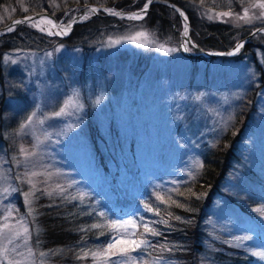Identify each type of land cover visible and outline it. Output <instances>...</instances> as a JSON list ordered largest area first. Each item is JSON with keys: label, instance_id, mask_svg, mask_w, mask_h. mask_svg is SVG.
Masks as SVG:
<instances>
[{"label": "rangeland", "instance_id": "rangeland-1", "mask_svg": "<svg viewBox=\"0 0 264 264\" xmlns=\"http://www.w3.org/2000/svg\"><path fill=\"white\" fill-rule=\"evenodd\" d=\"M9 1L12 4L0 10V28L20 18L14 14L26 10L22 0ZM248 1L246 4L238 3L228 11H212V21L239 34L249 30L252 34L258 28H264V18H255L248 23L234 15H220L231 12L243 17L247 8L248 17H259L264 12L259 7L261 0ZM143 3L114 10L138 11ZM152 7H156L155 4L143 19H117L119 22L111 23L104 36L86 43L92 46L89 52L78 46L61 44L58 34L52 36L53 28L46 29L38 21L27 24V29L49 40L35 43L33 38L34 43H30L29 50L17 49L13 54L5 55L17 63L23 56L22 63L12 64L5 60L3 63L11 64V67L22 66L26 73L25 82L30 84L26 86L32 92L28 89L30 106L21 105L23 115L20 119L15 117L16 124L10 125L13 115L21 113L18 108L0 111L3 113L0 119V264H51L48 252L41 248L40 242L36 243L40 233L37 208L42 200L46 204H55L56 200L61 203L75 201L80 208L90 201L85 205L90 210L99 209L101 205L114 206L113 209L118 206L134 209L143 218V227V223L150 222L148 218L155 216L144 208L145 194L152 192L160 196V192L197 176L202 153L216 144L231 127L250 86L256 85L262 77L264 52L259 49L255 56L258 64H262L261 70L245 59L236 64L232 59L191 62L181 58L177 50L158 51L148 42L155 39L165 48H175L177 40L180 43L184 40L185 24L176 11L168 9L163 13L157 10L161 20H173L171 25L177 34V39L171 43L161 41L156 33L151 35L147 30L146 19L155 15ZM81 8L67 7L63 10L59 6L49 13H42L50 14L55 19V26L72 20ZM185 15L191 27L190 40L197 45L190 19ZM94 20L91 17L85 23ZM138 32L146 35L138 36ZM16 37L23 38V45L30 42L26 32ZM110 39L122 42L113 45L109 43ZM241 40L240 35L236 42ZM250 40L264 47V31L256 33ZM146 43L148 46H143ZM43 47L40 52L36 51ZM187 49L188 53H193L188 45ZM99 62L106 65L99 68ZM1 85L8 91L10 85L6 79L3 78ZM3 91L0 98L5 95L4 101L9 106L17 102V99L7 96L8 92L4 91L3 95ZM97 99H100L99 104ZM257 100L251 120L252 133L239 144L240 159L227 175L221 193L215 196L205 220V260L211 261L209 257H215L218 249L228 255V259L235 258L237 264H264V259L251 254L253 251L264 252V84ZM61 107H65V112L53 118L52 114ZM33 113L32 121L26 122ZM22 123H25L23 129L20 128ZM8 147L10 149L6 150ZM21 148L25 150L23 153ZM26 172L28 176L24 175ZM31 173L37 175L31 176ZM126 176H129L128 188L124 187ZM105 177L120 193L100 186ZM29 178L32 184L27 183ZM132 183L134 190L143 196L139 197L132 191ZM33 184L37 189L52 191L53 195L48 197L36 191L35 195L40 197L38 200L29 197L34 201L32 207L36 214L29 215L23 193L28 192ZM57 184L66 189L63 195L68 196V200L57 195ZM72 196L77 198L73 200ZM122 220L133 223L118 221L120 223L115 225L114 231L121 234V240L139 243V236L151 242L155 240L145 231L144 235H132L138 231V220ZM112 222L105 219L110 226H113ZM26 228L28 233L24 232ZM243 236L251 239L236 247L235 238ZM132 247L130 243H118L105 250L99 261L106 264H145L144 256L150 247L135 251L131 250ZM124 249L128 251L123 253ZM18 251L22 255H18ZM41 252L47 255L41 257ZM79 264H84L83 260L80 259Z\"/></svg>", "mask_w": 264, "mask_h": 264}, {"label": "trees", "instance_id": "trees-1", "mask_svg": "<svg viewBox=\"0 0 264 264\" xmlns=\"http://www.w3.org/2000/svg\"><path fill=\"white\" fill-rule=\"evenodd\" d=\"M145 1L146 0H22L21 3L26 10L22 13L17 12L14 16L24 17L28 14L49 13L54 7L59 8V6L63 10L67 7L81 8L82 6L88 5L107 8H123L129 4ZM167 1L181 7L187 14L194 32L192 36L194 35L196 43L203 50L224 52L234 45L236 39H238L240 35L243 39L244 36L250 33L249 30L243 31V35L239 34L232 28L214 23L212 21L213 19L208 18L209 16L212 17L213 13L216 11H228L236 7L238 3H248V0ZM10 4H12V1L0 0V10L7 8ZM155 6L154 8L152 7V11L155 12V15L146 19L147 30L151 35L152 33H156L161 41L171 43V40L177 39L173 25H171L173 20L171 21L168 18L161 20L157 11L159 10L165 13L168 11V8L160 5ZM212 11L213 13L211 14ZM193 17L195 21L192 20ZM114 22L117 23L119 21L98 19L84 25H78L68 39H58V41H61V44L70 45L75 48L81 47L82 51L89 52L92 50V46L86 43L91 42L90 39L94 41V38L96 39L97 37L100 38L102 35L104 36L105 33L108 32L109 25ZM22 32L29 34L30 42L28 44L23 45L21 43L23 38L16 37L21 35ZM33 38L36 39L35 43L49 40L27 29L26 26H20L11 34L0 38V92L2 93L3 90L6 91L7 89L6 87H1L4 78L10 85L8 91H6L8 92L7 96H12V99H17L16 103L13 102V105L9 106V103L4 101V94L6 92L3 91L4 96L0 98V111L4 112L7 109L15 110V108H18V111L21 112L13 115L14 117L11 118L10 123L11 126L13 122H15L14 119L17 117L20 119L23 115L21 105L23 104V107L25 105L30 106V93L32 90L26 86L29 83L25 82L26 79L24 76H26V73L23 67L18 65L17 67H11V64H5L3 60L5 55H11L13 51L17 49H21L23 52L29 50L30 43H34ZM86 39L88 40L85 41ZM85 45H88L90 48ZM44 48L45 47L33 50L40 52V50ZM175 48L179 54L177 47ZM257 48H259V46L255 45V42L252 41L244 48L241 56L232 59L234 60L233 64L239 63L245 59L250 61L254 68L261 70V66L258 64L255 56V50ZM259 49L264 52V47ZM19 59L17 64L23 62V56H20ZM118 60L121 61V59ZM197 61H199V59L191 60V62ZM212 61L213 60H211V62ZM218 61L226 60L218 59ZM105 65L106 63H98L99 68H103ZM261 76L262 77L256 82V86H250L245 96V102L238 108L231 127L216 144H213L208 150L202 153L201 168L198 175L192 179L186 177L189 180L185 179V181L177 183L165 192H160V200L157 199V194L153 195L152 192H147L145 194L144 202L153 208L151 213L153 212L155 215L152 218H148V220L150 222L161 220L168 221V225L162 223L150 225L158 229L162 235L153 236L155 240L152 243L155 244L156 247H150L146 251L144 256L146 258L145 264H237L235 258L230 257L228 259V255L219 252L216 247L217 254L215 257H209L212 262L205 260V220L209 208L215 200V196L219 192L221 193V187L227 175L233 170L234 164L240 159L239 144L246 140L249 134L252 133V114L258 104V92L264 84V73L261 74ZM28 89L30 90L29 95ZM2 115L3 113H0L1 120ZM3 123L5 122L3 121ZM16 123L17 122L14 124ZM111 177L116 178L117 176ZM126 177L127 178L124 180V187L128 188L129 176ZM104 181L111 191L116 188L111 185L108 177H105ZM134 187L135 185L132 183V191L139 196H143L142 193L134 190ZM193 193L196 195H192ZM172 201H176L177 203H172ZM89 203L90 201L83 203L81 205L82 208H80V205L75 201L61 203V201L56 200L55 204H46L44 200L39 201L37 208V221L40 227L39 242L41 248L48 251L51 264H79L80 259L83 260L84 264H106L99 260L100 258L102 259L101 255L103 252L109 249L107 247L108 242L111 240L114 245L115 241L121 240V234L114 231L113 226L105 223V219L108 222L115 221L107 217L108 214L105 212L107 208L103 210L106 215L100 216L98 210L85 208V205ZM177 204H181L183 207H178ZM49 205L53 206L49 207ZM157 208L160 210L159 215L155 214V209ZM168 213H172V216L170 217ZM175 216H180L181 220H175ZM134 219L136 221L138 220L137 226L139 231H136L135 235H141L145 231L144 227H142L143 218L136 214ZM93 224H96L97 227L92 228L91 225ZM113 237H116V240H112ZM140 238L142 239V236H139V239ZM144 238H146V236ZM117 244L118 243H116L114 247ZM160 245H166L170 247L171 250L164 251L160 248ZM93 253H95V255H93Z\"/></svg>", "mask_w": 264, "mask_h": 264}, {"label": "snow or ice", "instance_id": "snow-or-ice-1", "mask_svg": "<svg viewBox=\"0 0 264 264\" xmlns=\"http://www.w3.org/2000/svg\"><path fill=\"white\" fill-rule=\"evenodd\" d=\"M154 2H155V0H147V2H144V3H143V7L140 8L139 11H136V12H130V13L127 14V16H125V14H124L123 12H116V11H114L113 9H107V11H108L110 14H112V15H118V16H120L121 18H127V19H130V20L142 19V18L147 14V10H148L149 6H150L152 3H154ZM170 6H171V7H175L174 5H170ZM259 7H260L261 9H264V0H261V2L259 3ZM90 11L95 12V11H97V10H96V9H91ZM176 11H177V12H180V15H181V16H184V13L181 12L180 9L177 8ZM247 12H248V9L245 8V15H244L243 17H240L238 14H233V13H231V12L221 13L220 15H221V16L234 15L236 19H243V20H245V22H248V23H251V20H252V19H255V18H264V12H261L259 17H248ZM208 18H209V19H212L211 16H209ZM77 19H78V18L73 17V18H72V22H76ZM26 21L30 22V21H31V18H26V20H24V21L18 20V21H15V23H16V24H20V23H25ZM184 21H185V29H184L183 36L185 37V39L183 40V42L181 43L180 46L183 47V48H185V50H188V49H187V45L190 43V40H189L188 37H187V32H188V29H187V23H186V22H187V17H184ZM48 22H49V23H52L51 20H49ZM70 26H71V25H69V27H70ZM12 30H13V28H12V27H9L8 31H12ZM258 31H264V29H258ZM49 34H52V33H49ZM56 34H60V32H57ZM136 35H138V36H144V35H146V33L138 32V33H136ZM254 35H255V33H254ZM121 42H122V41H121L120 39H114V40H113V39H110V40H109V43H110V44H113V45L119 44V43H121ZM134 42H135V41H134ZM137 43H138V42H137ZM148 43H151L154 47L157 48L158 51H163V52H174V51H176L175 48H165L163 44H159L155 39L149 41ZM138 46H140L139 43H138ZM143 46L147 47L148 44L146 43V44H144ZM242 46H243L242 44L237 43L236 46H235L234 51L228 53V55H234L236 52H238V51L241 49ZM4 60H5V62H10V63H12V64L17 63L16 60L11 59L9 56H5V57H4ZM96 103L99 104V103H100V99H97V100H96ZM66 106H67V104L65 105V107H66ZM65 107H61L59 111L54 112V113L52 114L53 118H55V117H60V116L65 112ZM34 115H35V113H33L32 115H29V116L27 117V121H26V122H31L32 119H33V116H34ZM24 127H25V123H22V124L20 125V128L23 129ZM24 151H25V150H24L23 148H21V152L23 153ZM29 155H31V154L29 153ZM24 175H25V176H28L29 174L26 172ZM35 175H37V173H31V176H35ZM50 175H51V174H49V176H50ZM17 179H19V177H17ZM27 183L32 184V180H31V178H29V179L27 180ZM69 187H71V185H69ZM56 189H58L57 195H60L62 199H64V200H68V199H69L68 196H64V195H63V193L66 191V189H65L64 187H62L61 185L57 184V185H56ZM7 191H8V190L5 189V193H7ZM36 191H41V194H42V195H47L48 197H52V195H53L52 191L37 189V188L35 187V185L33 184V185H32V188H31L28 192H24V193H23V196H24V198H25V202H26V204H27V206H28V209H29V211H28V214H29V215H35V214H36V213H35V210H34L33 207H32L34 201H33V199H29L30 196L33 197V198L36 199V200H38V199L40 198L39 196H36V195H35V192H36ZM192 195H196V194L193 193ZM76 198H77L76 196H72V197H71V199H73V200H75ZM197 198H199V197H197ZM80 199H81V201L83 200V194H81ZM157 199L160 200L161 197H160L159 195H157ZM172 203H177V202H176V201H172ZM51 206H53V205H49V207H51ZM177 206H178V207H183V205H181V204H177ZM9 208H10V206H9ZM144 208H145L146 211H149V212L153 211V208L150 207V206L147 205V204L144 205ZM98 214H99L100 216H104V215H106L105 213H102V212H101V213H98ZM155 214H156V215H159V214H160V210H159L158 208L155 209ZM168 215L171 217V216H172V213H168ZM174 219L177 220V221H179V220H181V217H180V216H175ZM112 223H113V227H115V225H116L117 223H120V222H118V221H113ZM123 223H124V224H132L133 221H123ZM156 223H162V224H164V225H168V221H167V220L145 222V223H143V227H144V229H145V233L150 234V235H153V236H159V235H162V233H160L158 229L153 228V227L150 226V225H152V224H156ZM189 223H190V221H189ZM5 227H7V225H5ZM91 227H92V228H96L97 225H96V224H93V225H91ZM24 232H25V233H28V229H27V228L24 229ZM132 235L134 236L135 233H132ZM141 235H144V234H141ZM249 239H251V237H248V236L236 237V238H235V240H236V244H235V246H236V247H241V246L243 245V241H245V240H249ZM112 240H116V237H113ZM24 243L27 244V241L25 240ZM36 243H37V244L39 243V239H37ZM117 243H130V245L133 246V247L131 248L132 251H135L136 249H141V248H143V247H151V248H155V247H156L155 244H153L151 241H149V240H147V239H141L139 243H137L136 240H132V241H130V242H129V241L118 240ZM107 247H108L109 249H111V248L114 247V245H113V243H112L111 240L108 242ZM160 248H161L162 250H164V251H170V250H171V248L168 247V246H166V245H160ZM29 251H30V250H29ZM127 251H128V249H124V250H122L123 253H126ZM17 254H18V255H22L21 253H19V251L17 252ZM251 254H252L253 256H257V257H259V258H261V259H264V252H255V251H253ZM46 255H47L46 253H43V252L40 253V256H41V257H44V256H46ZM93 255H95V253H93Z\"/></svg>", "mask_w": 264, "mask_h": 264}, {"label": "water", "instance_id": "water-1", "mask_svg": "<svg viewBox=\"0 0 264 264\" xmlns=\"http://www.w3.org/2000/svg\"><path fill=\"white\" fill-rule=\"evenodd\" d=\"M155 2L160 3V4H163V5H166V6H170V5H171L170 3L166 2V1H161V0H157V1H155ZM172 8H174V9L176 10L178 7L175 6V7H172ZM178 9H179V8H178ZM90 10H91V8L88 9V11H90ZM180 11H181V10H180ZM90 12H92V11H90ZM135 12H136V11H135ZM147 12H148V11H147ZM176 12H177V11H176ZM181 12H182V11H181ZM85 13H86V12H82L81 15L77 16L76 18H78V19L76 20V22H72V21H71L68 25H63V26H60V27L65 28V29H69V30L72 29V27H73L74 25H76V24L79 23V19H80ZM92 13L94 14V16H97V15H95L94 12H92ZM177 13H178V15H179L181 18H183V16L180 15V12H177ZM124 14H125V16H127L128 13H124ZM40 17H47V18L53 20V17L50 16V15H48V14L34 15V16H31V17H25V18H19V19H16V20H12V21L9 22L7 25H5L4 27L0 28V36L9 33V32H10V31H8L9 27L14 28V27L19 26V25H21V24L30 23V22H32V21H35V20H37V19H40ZM111 17H115V18H119V19H127V18H121V17L118 16V15H111ZM26 18H31V21H30V22L26 21L25 23H20V24H16V23H15V21H18V20L24 21V20H26ZM186 23H187V27H188V29H189V28H190V27H189V24H188V22H186ZM69 25H71V26L69 27ZM260 32H261V31H258V29H257L255 32H253L252 34H250L249 36H247V37H246L242 42H240L239 44H242V45L244 46V45L247 44V42L251 39V37L254 35V33L256 34V33H260ZM189 45H190L195 51H197V52L200 53L199 55H196L195 57H201V58H205V59H213V58H217V57H224V58L231 57V56H233V55H228V53L233 52L234 49H235V46H236V44H235V45L232 47V49H231L230 51H228V52L212 54V53H209V52L202 51L198 46L194 45L191 41H190ZM243 46H242V47H243ZM242 47H241V48H242Z\"/></svg>", "mask_w": 264, "mask_h": 264}, {"label": "bare ground", "instance_id": "bare-ground-1", "mask_svg": "<svg viewBox=\"0 0 264 264\" xmlns=\"http://www.w3.org/2000/svg\"><path fill=\"white\" fill-rule=\"evenodd\" d=\"M49 20H50V19H47V18H41V19H37V20H35V22L40 21V24H41L42 27H45L46 29L49 28V30H52L54 24H53V22H52V23H49V22H48ZM35 22H34V23H35ZM53 30H54V33H55V34H56L57 32H59L58 30H55L54 28H53ZM62 33H63V32L60 31V34H62Z\"/></svg>", "mask_w": 264, "mask_h": 264}]
</instances>
